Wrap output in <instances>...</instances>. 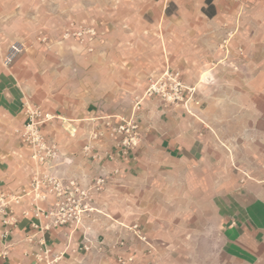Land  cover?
I'll list each match as a JSON object with an SVG mask.
<instances>
[{
	"label": "crops",
	"instance_id": "0c3cea01",
	"mask_svg": "<svg viewBox=\"0 0 264 264\" xmlns=\"http://www.w3.org/2000/svg\"><path fill=\"white\" fill-rule=\"evenodd\" d=\"M201 1L198 12L179 6L171 41L158 44L173 48V66L197 79L203 74L204 103L191 104L192 116L181 108L160 109L149 100L143 136L127 159L117 153V135L92 140L91 152L83 149L105 117L100 115L102 84L82 80L83 56L76 66L59 51L29 50L0 69V192L20 194L34 174L31 148L15 133L25 121L26 103L53 116L42 131L58 143L61 155L45 166L46 172L86 185L101 174L108 179L104 193L93 195L95 210L77 228L67 225L35 235L32 214L24 215L30 197L14 204L0 217V264H35L42 236L53 251H66L60 264H120L119 255L133 256L129 264H264V0H245V6ZM2 10L0 0V17ZM230 30L233 36L224 40L230 52L225 54L219 45ZM92 59L93 75L100 67L98 58ZM63 121L79 129L76 138L65 133ZM152 176L157 181L170 177V184L155 187L172 191L173 221L196 222L190 210L182 215L179 210L202 206L208 211L200 221L209 225L203 231L156 235L163 246L154 244V252L146 255L132 234L119 230L117 222L127 221V212L116 216L115 198L117 192L136 189L137 177L139 189H151ZM53 199L42 205L49 208ZM9 215L15 224L3 222ZM86 237L96 245L89 251L79 249ZM116 238L130 241L118 250L96 243Z\"/></svg>",
	"mask_w": 264,
	"mask_h": 264
},
{
	"label": "rangeland",
	"instance_id": "374dc122",
	"mask_svg": "<svg viewBox=\"0 0 264 264\" xmlns=\"http://www.w3.org/2000/svg\"><path fill=\"white\" fill-rule=\"evenodd\" d=\"M226 1L246 5V2H243L245 0ZM1 2L3 10L0 17V69L11 66V63L7 65L5 60L11 54L12 46L17 44L21 49L12 61L29 50L39 53L42 50L48 53L59 51L63 57H71L76 66L80 65L79 58L83 56L82 80L102 84L100 115L105 117L99 118L101 126L88 134L89 143L84 145V151H93L92 140H98L106 134L111 135L112 127L118 126L124 119H129L133 115L138 121L142 138L144 116L151 113L147 105L149 100L158 102L160 109L181 108L184 113L192 116L196 112L192 110L191 104L203 105L202 86L206 81L203 74L197 79L186 74L181 68L173 66V48L166 44L161 46L158 44L162 39L165 42L171 41L172 22L179 21L177 15L175 17L173 14H176L179 6L183 5L198 12L202 5L201 0H1ZM200 17L204 18L202 15ZM231 33V30L228 31L219 45V49L225 51V54H229L230 48L226 47L224 40L231 38L233 36ZM101 40L105 43L98 45L97 42ZM94 56L99 60L96 64H99L100 69L98 73L92 75L89 69L95 62L92 59ZM167 70L170 73H180L183 89L180 91L179 99L173 94L172 80L165 75ZM152 84L162 87L169 94L150 95L149 88ZM25 121L15 133L19 135L20 141L28 144L21 134ZM70 123L63 121L62 128L69 136L76 138L79 129ZM83 129L84 132L89 130L87 127ZM42 133L44 134L43 131ZM116 135L118 139L121 137V134ZM86 146H89L88 150L85 149ZM135 148L129 155L134 153ZM105 178L106 185L98 192L100 195L104 193L108 183L106 176ZM137 178L136 189L127 190L126 195L123 191L116 193L115 199L119 205L116 216H122L123 211L127 212V221L117 222V225L121 233L125 232L127 236L132 234L138 249L144 250L146 255L154 252V244L159 243L163 246L156 235L163 233L171 235L188 230L203 231L209 225L200 221L208 211V208L202 206L181 207L179 210L180 215L183 214V210H190V213L197 217L196 222L181 220L176 222L177 208L172 207V191L163 190L162 185L155 187L161 182L170 184V177H159L161 179L157 181L156 176H152L148 181L151 184L149 187L152 188L148 190L139 189L140 180ZM105 197L106 195L102 196ZM172 213L176 221L172 220ZM119 239L121 238H116L111 243L96 240V243L105 244L108 250H118L117 244L121 242ZM127 240L126 242L130 241ZM149 244H152V247ZM145 246H148L149 250Z\"/></svg>",
	"mask_w": 264,
	"mask_h": 264
},
{
	"label": "built area",
	"instance_id": "2783aa9c",
	"mask_svg": "<svg viewBox=\"0 0 264 264\" xmlns=\"http://www.w3.org/2000/svg\"><path fill=\"white\" fill-rule=\"evenodd\" d=\"M20 46L15 44L11 48V54L6 58L5 63L8 65L12 62L15 54L20 51ZM166 77L172 80L173 94L179 99L180 91L183 84L180 81L179 72L166 71ZM150 95L160 93L164 96L169 93L165 92L162 87L152 84L149 88ZM139 108V106H136ZM26 121L21 131L23 140L27 142L31 148V158L34 163V174L28 186L25 187L20 194H6L0 192V217L8 215L14 204H19L25 196L30 197V208L25 210L24 215L32 214L31 228L37 233H45L46 231L59 228L61 226H80L86 216L92 211L93 195L98 193L106 185V178L103 175L97 176L92 184H84L78 178H59L45 171V166L49 162H53L60 158L61 152L59 145L49 140L42 133V126L53 116L44 113L40 106L26 103ZM110 123V122H108ZM121 134L116 142L117 153L128 158L129 153L141 141V133L139 124L134 115L118 126L112 127V135ZM74 135V131L72 132ZM96 137V136H94ZM86 150L89 146L85 147ZM50 196H53L52 205L46 208L42 205ZM3 222L6 225H13L17 222L15 217L8 216ZM8 231L4 233V236ZM146 240L145 237L140 236ZM148 243V242H147ZM124 242H118L117 245H123ZM40 248L34 253L35 264H60L66 255V251H53L46 244L44 237L39 239ZM95 245V244H94ZM93 242L86 237L80 244L79 249L89 251L93 246ZM96 246V245H95ZM116 247V245H115ZM118 260L121 264H129L133 260V256L124 257L119 255Z\"/></svg>",
	"mask_w": 264,
	"mask_h": 264
},
{
	"label": "trees",
	"instance_id": "16d2710c",
	"mask_svg": "<svg viewBox=\"0 0 264 264\" xmlns=\"http://www.w3.org/2000/svg\"><path fill=\"white\" fill-rule=\"evenodd\" d=\"M213 14H214V6H212V11L209 12V15H213Z\"/></svg>",
	"mask_w": 264,
	"mask_h": 264
}]
</instances>
